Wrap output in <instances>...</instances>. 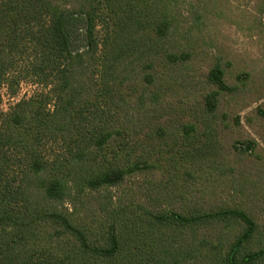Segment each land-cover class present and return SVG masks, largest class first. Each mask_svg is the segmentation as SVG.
<instances>
[{"label":"trees","instance_id":"1","mask_svg":"<svg viewBox=\"0 0 264 264\" xmlns=\"http://www.w3.org/2000/svg\"><path fill=\"white\" fill-rule=\"evenodd\" d=\"M180 5L0 0V102L3 87L11 96L23 81L42 87L0 111V264H264L260 226L245 210L158 205L176 197L180 169L211 152L197 138L165 148L139 134L130 112L136 67L151 55L184 59L172 50ZM80 20L86 50L74 51ZM211 76L228 89L223 70ZM205 101L213 112L215 94ZM162 164L168 179L115 204L113 188Z\"/></svg>","mask_w":264,"mask_h":264},{"label":"rangeland","instance_id":"2","mask_svg":"<svg viewBox=\"0 0 264 264\" xmlns=\"http://www.w3.org/2000/svg\"><path fill=\"white\" fill-rule=\"evenodd\" d=\"M179 2L181 30L172 37V50L183 52L184 59L173 64L151 55L143 61L149 62L143 64L145 70L136 67L138 93L130 112L139 134L165 148L177 150L183 138H197L210 145L211 152L195 166L185 164L172 188H179L176 197L162 198L158 205L245 210L260 226L255 242L264 244V0ZM85 28L80 20L71 32L74 51L86 50ZM217 68L224 71L228 89L213 81L211 74ZM41 90L23 81L18 94L11 96L3 87L0 111ZM208 94L216 97L213 112L206 108ZM162 165L113 188L115 204L132 196L142 198L151 182L168 179L167 170L172 168ZM149 193L156 197L154 189ZM232 226L236 233L244 227L242 221Z\"/></svg>","mask_w":264,"mask_h":264}]
</instances>
